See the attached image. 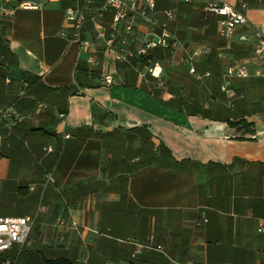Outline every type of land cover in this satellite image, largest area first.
<instances>
[{"label": "crops", "instance_id": "0c3cea01", "mask_svg": "<svg viewBox=\"0 0 264 264\" xmlns=\"http://www.w3.org/2000/svg\"><path fill=\"white\" fill-rule=\"evenodd\" d=\"M222 1L248 19L229 39L200 6L157 0L158 20L175 14L171 46L160 59L154 51L167 48H151L147 66L117 63L90 25L88 49L76 43L65 2L0 18V108L16 113L0 122V217L34 220L1 264H264V80L232 81V109L220 89L227 65L252 67L264 5ZM150 35L140 25L116 44L134 49ZM177 59L205 79L211 107L188 101L200 82L161 80ZM226 118H243L251 133Z\"/></svg>", "mask_w": 264, "mask_h": 264}, {"label": "built area", "instance_id": "2783aa9c", "mask_svg": "<svg viewBox=\"0 0 264 264\" xmlns=\"http://www.w3.org/2000/svg\"><path fill=\"white\" fill-rule=\"evenodd\" d=\"M61 2L66 3L63 12L64 19L72 29L73 40L88 49V44L81 43V34L90 25L95 38L103 41L105 49L113 53V58L117 63L135 57L147 56L149 50L156 46L162 48L171 46L168 26L174 21L175 14L172 10H164L162 12L163 20H158L157 0H2L0 2V18L12 16L15 10L40 11L49 4ZM183 2L188 5H198L202 12L216 16L218 18V34L223 39H229L237 28L248 26L246 15L222 0H183ZM12 3H15L13 8L11 7ZM107 14L111 15L109 24L104 21ZM140 25L146 26L152 33L141 46L130 49L126 39H122L120 45L117 46L116 41L121 33L126 36L134 35ZM158 31L159 34L156 35ZM253 33L258 42L253 55L252 67L248 63L233 62L227 65L223 71L220 89L231 100L229 103L231 109L234 97L230 90L232 81L248 78L264 80V32L256 28ZM154 38H157L156 44L153 41ZM240 41L246 42L244 35L240 37ZM203 54H206V50L202 47L198 48L195 50L193 58ZM190 73L195 76L194 69H190ZM158 75L159 73L156 74V77ZM207 77L208 74L205 75V78ZM103 82L105 85H110L112 80L109 75H106ZM14 118H16V113L12 108H0V122ZM7 128L9 130L10 125ZM1 146L2 138L0 136V149ZM45 152L51 153L53 150L51 147H47ZM46 178L51 180L50 175H47ZM203 222L206 223V220ZM33 224L34 220L30 217H0V254L8 252L14 247H23ZM257 232L264 234V221L259 223ZM1 263L2 261H0Z\"/></svg>", "mask_w": 264, "mask_h": 264}, {"label": "rangeland", "instance_id": "374dc122", "mask_svg": "<svg viewBox=\"0 0 264 264\" xmlns=\"http://www.w3.org/2000/svg\"><path fill=\"white\" fill-rule=\"evenodd\" d=\"M2 0H0L1 2ZM262 5H264V0L260 1ZM11 7H15V3L11 4ZM8 23L3 22L2 25H7ZM1 25V26H2ZM177 61V62H176ZM173 66H171L170 63L164 64L163 65V72L164 76L161 77V80L168 81V83L172 84H178L179 86L185 87L187 84L194 83L196 80L195 77L196 75H192L189 73L185 67V61H179L177 59ZM151 66H149L147 69L149 70ZM150 74V73H148ZM153 74V73H151ZM162 76V75H161ZM200 82L199 84L194 83L193 91L195 92V96L192 95V99L188 100L190 103H198L199 105L203 107H211L212 106V101L210 100V94L208 93L207 87L204 83L205 79H200L196 80ZM100 83V82H99ZM191 97V96H190Z\"/></svg>", "mask_w": 264, "mask_h": 264}, {"label": "trees", "instance_id": "16d2710c", "mask_svg": "<svg viewBox=\"0 0 264 264\" xmlns=\"http://www.w3.org/2000/svg\"><path fill=\"white\" fill-rule=\"evenodd\" d=\"M159 8V7H158ZM0 47L1 43H0ZM169 48H167L166 50H164V52H162L161 50H156L154 51V56L158 57L159 59L162 57L163 53H165L166 55H169ZM153 59V54H149L147 56L144 57H139L137 59V61H133L132 64L136 66L137 63H140L142 66H147L148 61ZM99 74V73H97ZM216 109V113H219L221 111H225V109L222 106H215ZM207 113L204 112V115H206ZM216 118V117H214ZM230 128L236 129L237 131L243 132V133H251V128L253 127L252 124H248L243 118L241 119H237V120H231L230 118H226L225 120H223ZM240 140H243V138H239ZM0 259L2 258V254H0ZM45 264H74L72 261H70L67 258H63V257H59L56 258L54 260H46Z\"/></svg>", "mask_w": 264, "mask_h": 264}, {"label": "water", "instance_id": "95a60500", "mask_svg": "<svg viewBox=\"0 0 264 264\" xmlns=\"http://www.w3.org/2000/svg\"><path fill=\"white\" fill-rule=\"evenodd\" d=\"M153 41H154V43L156 44V43H157V38H154Z\"/></svg>", "mask_w": 264, "mask_h": 264}]
</instances>
